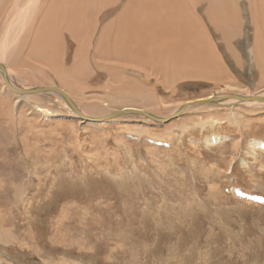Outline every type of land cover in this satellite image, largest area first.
Instances as JSON below:
<instances>
[{
  "label": "rangeland",
  "instance_id": "rangeland-1",
  "mask_svg": "<svg viewBox=\"0 0 264 264\" xmlns=\"http://www.w3.org/2000/svg\"><path fill=\"white\" fill-rule=\"evenodd\" d=\"M240 9L239 27H229L227 35L198 7L217 54L218 60L204 53L214 69L201 63L179 78L160 67L133 65L132 75L115 84L93 50L89 74L81 73L80 103L99 102L93 106L101 113L130 105L168 117L198 99L264 92L256 53L264 45V26H251ZM28 34L33 42L34 31L21 27L20 38L7 40L18 44L13 60L5 45L0 60L18 83L57 85L72 97L70 89L79 88L62 76L78 60L74 42L54 70L37 66L41 76L27 60ZM200 48L194 51L201 57ZM138 82L161 104L111 102L132 95L128 88ZM2 83L0 75V91ZM2 96L8 105L0 106V264H264V106H197L168 124L139 128L145 118L134 115L81 122L53 95L21 99L18 109L11 94Z\"/></svg>",
  "mask_w": 264,
  "mask_h": 264
},
{
  "label": "bare ground",
  "instance_id": "bare-ground-1",
  "mask_svg": "<svg viewBox=\"0 0 264 264\" xmlns=\"http://www.w3.org/2000/svg\"><path fill=\"white\" fill-rule=\"evenodd\" d=\"M241 6H244V11L249 15L247 17L249 18L251 26L254 25L257 30L261 26H264V0H0V17L4 10L8 12L6 16H3V13L5 14L6 12L2 13V17L6 18L4 20L5 24L3 29L1 28L0 30V57L3 58V45H5L9 49L10 59H12L11 57L18 44L17 46L13 44L11 47L9 46L11 42H7V40L12 37L16 39L18 37L20 38L21 27H27L34 31L33 42H31L29 34L24 39L26 41H22L24 43L26 42L24 48H28L32 43L27 60L33 62V65L36 66L33 68L34 74L40 71L42 76L43 69H39L37 66H48L51 70H54L56 61L61 59L67 44L70 43L72 45V42H74L76 45L75 53L78 60L75 62L76 64L74 63L72 68L68 70L66 75L65 73L63 74L62 78L65 76L69 78L70 76V80H73L78 88L79 84L82 85L81 73L86 74L87 70L89 71V68L86 67V63L87 65L88 62L92 63L93 56H91V52L93 50L95 53L94 56L99 57L95 61L97 66L100 69L103 67L104 71L115 81V84L120 82L124 83L126 79L124 77L121 78V76H124L127 72L129 74L128 76L132 75L131 73L133 72L129 69V66L133 65L160 67V69L171 75V77L175 74L181 78L185 76L184 70H190V67L198 66L201 63H205L210 69L216 67L214 65L215 62H212L206 55L210 53L212 55L211 58H213L217 54L215 55L216 52L212 44H208L209 39L206 36V30L204 31L203 29L205 28V25L202 23L204 20L202 21V18L198 15V7L204 8L205 18L208 24L210 23L219 30L222 28L221 31L223 34L226 30V34L228 35L229 27L233 29L239 27ZM113 8L118 9L119 12L114 14L112 11ZM36 10L37 14L35 16ZM12 27L14 28L12 29ZM223 28H225L224 31ZM196 30H199L198 35ZM97 31L98 36H95ZM202 41H204L207 46H204V42L202 43ZM128 46L132 48L129 50V53ZM263 46L264 45L257 46L258 50L256 49V53L258 62L264 66V51L260 50ZM200 47L204 49L201 57L199 52L194 51L196 48L201 50ZM49 58H51L52 61ZM121 59L123 60L120 61ZM103 62L104 65L102 64ZM8 64L9 63H3L0 60V75L3 80L2 89L0 91V106L7 104L3 99L2 93L5 95V98L6 94H11L16 100L14 108L18 109L21 99L26 100L28 97L34 96V94H31V89L36 87H46L50 92L41 94L53 95L60 103H65L60 96L57 97L56 93H54L63 91L58 89L59 87H57V85L31 86L20 84L14 80ZM144 64H146V66ZM124 68L127 69L126 72ZM140 68L142 67H139V69ZM144 70L142 72L146 73ZM263 79L264 71H262L261 74L262 83H264ZM59 81H61V79ZM140 82H142V79ZM140 82L133 88L125 87L128 88V91L133 93L132 95H128L126 92L122 97H111V102L120 103L123 102L121 101L123 98H127L126 102L137 104V106L142 108H149V105L155 106L161 104L162 101L160 97L155 94L149 86H143ZM70 91L73 93L72 97H74L79 104H77L66 91L63 92L67 94L66 96L74 107L88 116L89 114L95 115L99 113L95 116L98 118L107 116L121 109L135 108V106L129 107L130 105H126L120 109L117 107L118 109L104 110L105 112L101 113L99 108L93 106L99 102L93 104L89 102V106L86 107L83 103H80V99H83L80 88L78 92H75L74 89H70ZM256 94H263L264 96V92ZM83 101H85V99H83ZM185 104L179 105L170 116L176 113V111ZM256 104L261 105L260 103H248L247 106ZM193 107L195 109L197 106ZM193 107H187L186 110H184L188 112L193 110ZM43 109H39L38 111L40 113L46 112V110ZM69 112L73 113V115H71L77 118L73 111ZM0 117H3L1 112ZM133 119H135V117ZM138 119H140V117ZM77 120L80 121V119ZM123 120L124 119H121V121ZM138 122L143 124L140 125L139 128H143L144 125L149 123L156 124V122L150 119ZM157 138L158 140L163 139L161 136ZM214 141H216V139ZM261 148H264V144Z\"/></svg>",
  "mask_w": 264,
  "mask_h": 264
},
{
  "label": "water",
  "instance_id": "water-1",
  "mask_svg": "<svg viewBox=\"0 0 264 264\" xmlns=\"http://www.w3.org/2000/svg\"><path fill=\"white\" fill-rule=\"evenodd\" d=\"M45 92H50V91L46 87H36V88L31 89V94H39V93H45ZM58 92H54V93H56L58 97L60 96V98L64 100V102L75 113L78 119H80L84 123L89 122V123H95V124L104 123L105 121L113 120V119L120 118L123 116L134 115V116H139L145 119H150L156 122L157 125H165L173 120L178 119L185 112L187 107L232 106L233 104H248V103H260L261 106H264L262 105L264 104L263 94L242 95V94L233 93V94H224V95L209 97L206 99H198L194 102H188L187 104L179 108V110L176 111V113L168 117H161L157 115L155 116V114L145 111V110H140V109H135V108H126V109L115 111L114 113H111L107 116L96 118V117L87 116L84 113H81L76 107L73 106L72 102L66 96L67 95L66 93H64L63 91H58Z\"/></svg>",
  "mask_w": 264,
  "mask_h": 264
}]
</instances>
